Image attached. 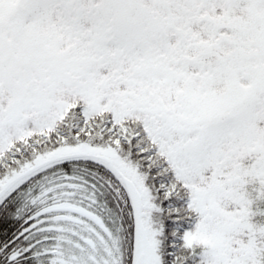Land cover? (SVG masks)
I'll use <instances>...</instances> for the list:
<instances>
[{"label":"snow or ice","instance_id":"snow-or-ice-1","mask_svg":"<svg viewBox=\"0 0 264 264\" xmlns=\"http://www.w3.org/2000/svg\"><path fill=\"white\" fill-rule=\"evenodd\" d=\"M0 264H264V0H0Z\"/></svg>","mask_w":264,"mask_h":264}]
</instances>
